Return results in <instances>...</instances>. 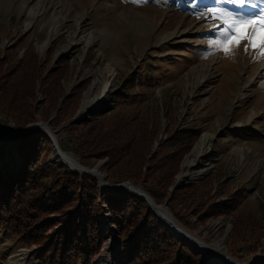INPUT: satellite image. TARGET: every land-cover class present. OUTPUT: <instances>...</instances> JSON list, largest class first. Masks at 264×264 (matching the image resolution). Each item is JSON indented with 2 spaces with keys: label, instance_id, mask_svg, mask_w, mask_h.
Returning a JSON list of instances; mask_svg holds the SVG:
<instances>
[{
  "label": "rangeland",
  "instance_id": "1",
  "mask_svg": "<svg viewBox=\"0 0 264 264\" xmlns=\"http://www.w3.org/2000/svg\"><path fill=\"white\" fill-rule=\"evenodd\" d=\"M214 9L253 18L264 12V0H246L243 7L229 0H0V58L8 52L14 62L32 50L44 64L43 77L54 69L60 71V92L56 91L51 101L37 90L28 101L34 120L26 126L48 123L57 143L62 142L68 151L58 143L59 149L75 160L66 130L70 123L84 119L124 115L143 118L149 127L156 120L150 152L156 151L160 142L181 136L180 132L197 130L198 137L184 155L168 193L177 188L175 184L199 185L210 179V201H229L236 210L202 222L191 215L195 222L192 229L178 223L207 244L219 245L241 264H258L264 261V237L257 239L256 234L264 226V57L254 50L246 52V42L232 55L215 50L212 44L219 39L223 25L213 18ZM106 67L114 76L104 105L78 117L85 94ZM68 96H77L74 106L64 100ZM62 107L71 108L70 113L50 125ZM18 128L11 119L0 116V134ZM204 134L207 138L197 154L195 147ZM22 137L0 142L5 149L0 159L2 170L18 166L17 144ZM50 143L47 160L64 165ZM106 161L77 160L83 167L97 169L109 184ZM203 169L202 175L177 182L179 175ZM90 177L100 193L112 191L100 188ZM100 207L102 244L89 264L107 244L121 264V245L111 215L104 203ZM199 209L204 212L206 206ZM236 216L244 220L241 227L248 224L246 232L235 233L238 240L232 239ZM47 219L56 224L58 215ZM20 228L23 233L27 230ZM57 230L58 224L52 225L44 235L33 237L35 240L22 241L0 228V264H41L45 245L38 244H48ZM172 234L193 253L204 255L202 263L223 264Z\"/></svg>",
  "mask_w": 264,
  "mask_h": 264
},
{
  "label": "trees",
  "instance_id": "2",
  "mask_svg": "<svg viewBox=\"0 0 264 264\" xmlns=\"http://www.w3.org/2000/svg\"><path fill=\"white\" fill-rule=\"evenodd\" d=\"M7 53L0 58V116L11 119L16 127H25L34 120L28 101L36 90L51 101L56 91L60 92L62 74L54 69L43 77L44 64L32 50L14 62ZM64 100L72 105L77 96H68ZM70 109L60 108L49 121L50 125L63 121L64 114H69ZM157 128L156 120L149 127L143 118L120 115L73 122L66 131L70 133L69 150L80 163L106 158L104 167L109 184L129 182L139 185L156 205L166 202L174 219L188 229L195 226L191 215L202 222L233 213L236 209L231 202L210 201V179L199 185L185 184L168 193L184 155L198 137V131L180 132L181 136L160 142L157 150L150 152ZM58 143L62 150L68 151L62 142ZM50 144L47 135L28 130L17 144L18 166L8 171L0 168L1 229L17 239L28 241L35 240L33 237L39 234L44 235L48 228L58 224L49 243L38 244L45 245L39 259L41 264H89L102 244L98 227L100 203L106 205L115 226V235L121 245V264L202 263L204 255L193 253L160 224L142 198L123 188L100 193L95 180L87 174L72 172L68 166L49 162ZM4 150L0 145V159L5 156ZM201 205L206 206V211L198 212ZM51 214L58 215L56 224H51L54 220H46ZM234 221L232 239L236 238L237 231V234L242 230L246 232L248 226L241 227L244 220L239 216ZM20 226L27 227L26 232H21ZM256 234L257 239L264 237V226L259 227ZM258 264H264V261Z\"/></svg>",
  "mask_w": 264,
  "mask_h": 264
},
{
  "label": "bare ground",
  "instance_id": "3",
  "mask_svg": "<svg viewBox=\"0 0 264 264\" xmlns=\"http://www.w3.org/2000/svg\"><path fill=\"white\" fill-rule=\"evenodd\" d=\"M113 76H114L113 70L107 67L97 75V79L95 80L93 86L90 88V90L85 94L83 98V101L78 111V117H81L86 113L91 112L92 110H96V109L99 110V108H101L104 105L105 100L110 91ZM34 127L51 134L50 130H48V128L43 124H36ZM21 135H22L21 129L8 130L0 134V140L2 142H14L18 138H20ZM206 138L207 135L205 134L202 135L200 141L197 143L195 147V151L197 154L200 153V149H202ZM53 149L55 155L64 165L68 166L71 169H75V170L77 169L80 173L83 172V170H81L80 168L82 167L84 170H87V172L90 175L95 177L96 180H98L102 188L104 187L105 181L103 180L101 174L98 172L97 169H88L86 167L79 166L77 160H75L69 154L64 153L59 148L56 147L54 148V146ZM204 172L205 169L198 170L194 174H181L178 176L177 182L180 183L189 179H194L202 175ZM125 187L131 193L140 196L149 203V201L147 200L149 199L147 194L141 188L130 185L129 183H126ZM151 207H152V211L155 212L154 214L157 215L158 218L160 219V222L166 225L167 228L171 229V231L178 238H182L186 242H189L191 245H193L197 251L204 252L207 255V258L218 259L223 264H241L240 262L231 258L228 254L224 253L219 245L207 244L203 240L197 238L194 234L184 229L178 222H176V220L173 218L170 212H168V210H166L165 208L154 205H152ZM93 264H118L117 254L110 246V244L105 245V251L95 259Z\"/></svg>",
  "mask_w": 264,
  "mask_h": 264
},
{
  "label": "snow or ice",
  "instance_id": "4",
  "mask_svg": "<svg viewBox=\"0 0 264 264\" xmlns=\"http://www.w3.org/2000/svg\"><path fill=\"white\" fill-rule=\"evenodd\" d=\"M229 2L241 7L246 4V0H229ZM213 12L215 13L213 18L223 25L219 30V39L212 44L215 50L232 55L246 42V52L254 50L259 56L264 57V12L253 18L227 11L220 12L215 9Z\"/></svg>",
  "mask_w": 264,
  "mask_h": 264
},
{
  "label": "water",
  "instance_id": "5",
  "mask_svg": "<svg viewBox=\"0 0 264 264\" xmlns=\"http://www.w3.org/2000/svg\"><path fill=\"white\" fill-rule=\"evenodd\" d=\"M107 110H105L104 112H106ZM103 112V113H104ZM36 124H41V123H35V124H29V125H27V126H25V127H19L18 129H21L22 130V135H21V137L28 131V130H38V131H40V132H43L45 135H47L49 138H50V140H51V142H52V144H53V146H54V148L56 147V148H59V146H58V143H57V140H56V137H55V135H54V133L52 132L51 134H52V136H51V134L50 133H47L46 131H42V130H39V129H37V128H35L34 126L36 125ZM47 128H48V130H50V128L48 127V123H46V124H44ZM51 131V130H50ZM0 142H2L1 140H0ZM60 163H62V162H60ZM63 164V163H62ZM79 166H82V165H80L79 164ZM81 168V170H83V172L82 173H84V174H88V175H90L88 172H87V170H84L82 167H80ZM70 170L71 171H73V172H78V173H80L77 169L75 170V169H71L70 168ZM90 176H92V175H90ZM93 177V176H92ZM93 178H95V177H93ZM97 182H98V180H97ZM126 183H129V182H124V183H121V184H115V185H109V184H107V183H105V185H104V187L102 188L101 187V185H100V183L98 182V185L100 186V188H102V189H105V190H113V189H116V188H123V189H125L126 191H128V192H130L129 190H127V188L125 187V184ZM130 184V183H129ZM175 187H179L180 186V184H175L174 185ZM131 193V192H130ZM133 194V193H132ZM135 195V194H134ZM136 196H138V195H136ZM148 196V195H147ZM138 197H140V196H138ZM141 198V197H140ZM148 198L149 199H147L148 201H149V203L145 200V202L150 206V208H151V210H152V205H154V206H158V207H163V208H165L166 209V206H165V204L164 205H156L155 203H154V201L148 196ZM143 199V198H142ZM144 200V199H143ZM166 226V225H165ZM206 263V260H204V262L202 263V264H205Z\"/></svg>",
  "mask_w": 264,
  "mask_h": 264
}]
</instances>
